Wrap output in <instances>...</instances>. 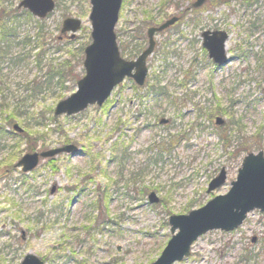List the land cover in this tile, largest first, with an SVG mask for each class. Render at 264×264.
Masks as SVG:
<instances>
[{
  "label": "rangeland",
  "instance_id": "obj_1",
  "mask_svg": "<svg viewBox=\"0 0 264 264\" xmlns=\"http://www.w3.org/2000/svg\"><path fill=\"white\" fill-rule=\"evenodd\" d=\"M20 1L0 0V11ZM55 1L44 20L50 33L60 36L68 17L80 18L82 29L65 53L49 57H70L82 77L92 41L90 0ZM163 1L123 0L115 31L125 59L148 45L149 26L195 0L168 7ZM206 30L229 33L226 64L215 65L203 48ZM137 32L144 37L134 38ZM155 40L144 86L126 78L102 106L55 116L56 104L77 85L57 87L43 97L45 118L17 121L27 138L0 150V264H20L29 253L46 264H151L173 235L170 216L227 193L244 156L264 151V0H209ZM34 68L5 69L12 89L21 88L25 74H38ZM173 136L180 141L169 151ZM70 145L75 151L40 159L31 171L16 166L26 153ZM222 168L227 181L208 192ZM151 192L158 203H150ZM174 264H264V211L252 210L234 230L208 231Z\"/></svg>",
  "mask_w": 264,
  "mask_h": 264
},
{
  "label": "water",
  "instance_id": "obj_2",
  "mask_svg": "<svg viewBox=\"0 0 264 264\" xmlns=\"http://www.w3.org/2000/svg\"><path fill=\"white\" fill-rule=\"evenodd\" d=\"M207 0H197L195 8L202 6ZM123 0H91L90 21L92 26V42L85 48V75L78 80V90L60 100L55 107V115L66 113L76 114L85 110L89 105H103L110 97L114 88L126 77H132L139 84L145 83L148 67L147 58L155 47L154 36L173 25L178 17L174 16L159 26L148 28V47L134 60L124 59L119 51L115 28L119 20V13ZM20 7L28 9L38 18L46 17L55 9L54 0H22ZM80 18L68 17L63 21L61 34L71 32L70 38L76 36L81 29ZM203 46L208 50L209 57L222 65L229 61L226 42L229 34L226 30H206L202 33ZM162 119L161 123H167ZM218 124L224 120L217 118ZM14 129L23 132L18 123ZM75 146L57 147L42 152L25 154L17 163L24 172L34 169L40 158L56 156L62 152H72ZM227 179V171L222 168L220 173L211 180L208 192L223 185ZM226 194L217 195L204 206L193 209L187 214L170 216L172 237L161 252L160 256L151 264H173L188 256L193 243L210 230L222 229L230 231L240 226L247 214L253 209L264 211V151L247 154L238 170L236 180ZM151 203L159 202L156 192L149 194ZM178 230V232H177ZM21 264H45L33 253L27 254Z\"/></svg>",
  "mask_w": 264,
  "mask_h": 264
},
{
  "label": "trees",
  "instance_id": "obj_3",
  "mask_svg": "<svg viewBox=\"0 0 264 264\" xmlns=\"http://www.w3.org/2000/svg\"><path fill=\"white\" fill-rule=\"evenodd\" d=\"M171 1H163V7H168ZM217 1L219 4H230V0ZM187 11L184 8L179 15L185 17ZM193 11L196 12L197 10ZM0 16V150H3L9 147L10 142L17 141L15 139L27 138L25 132L20 133L13 129L15 122L25 119L28 121L37 113L40 115L39 118H45L44 112L40 108L43 97L57 87L70 89L76 85L81 75L77 70L78 63L73 64L70 57L65 56L61 61L55 57V59L49 57V55L55 56L65 53L66 47L72 40L59 39L57 36H53L46 22H44L45 19L35 17L27 9L20 8L18 5L11 8L7 13L0 12ZM141 36L144 37V33L137 32L134 38ZM135 49L134 54H138L144 47L136 46ZM6 64L11 69L33 70L35 67L34 69L38 74L34 76H31L30 73L25 74V79L20 82L21 88L13 90L12 73L6 72L8 70V67L4 68ZM4 70L5 72H3ZM67 83H69L68 86ZM176 137L173 136L170 139L169 147H172L169 151L179 143L180 140L175 139ZM166 141H162L160 144H164ZM32 147L29 144L26 149L31 151ZM250 149L244 147L242 151L249 152ZM239 152L240 150L235 153V157L238 156ZM102 201H105L104 197L96 201L99 207H101Z\"/></svg>",
  "mask_w": 264,
  "mask_h": 264
},
{
  "label": "flooded vegetation",
  "instance_id": "obj_4",
  "mask_svg": "<svg viewBox=\"0 0 264 264\" xmlns=\"http://www.w3.org/2000/svg\"><path fill=\"white\" fill-rule=\"evenodd\" d=\"M193 3H194V2H193ZM193 3H191V8L193 7ZM202 7H203V6H202ZM202 7H201V8H202ZM185 9H188V6H187ZM188 10H189V9H188ZM177 17H178V16H177ZM178 18H179V17H178ZM180 21H181V18H179V20L177 21V23L180 22ZM177 23H175L174 25H176ZM174 25H172V26H174ZM172 26H171V27H172ZM171 27H169V28H171Z\"/></svg>",
  "mask_w": 264,
  "mask_h": 264
}]
</instances>
